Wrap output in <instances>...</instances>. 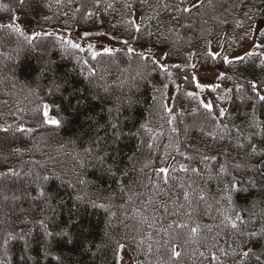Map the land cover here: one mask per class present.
<instances>
[{
    "label": "trees",
    "instance_id": "obj_1",
    "mask_svg": "<svg viewBox=\"0 0 264 264\" xmlns=\"http://www.w3.org/2000/svg\"><path fill=\"white\" fill-rule=\"evenodd\" d=\"M263 21L264 0H0V24L41 33L28 43L0 27V240L16 235L0 259L119 264L125 245L134 264H264V238L248 235L264 228V102L251 89L264 94V27L242 57L212 51L243 48ZM214 70L209 111L195 74ZM40 186L55 197L33 199ZM45 218L73 242L46 237Z\"/></svg>",
    "mask_w": 264,
    "mask_h": 264
},
{
    "label": "rangeland",
    "instance_id": "obj_2",
    "mask_svg": "<svg viewBox=\"0 0 264 264\" xmlns=\"http://www.w3.org/2000/svg\"><path fill=\"white\" fill-rule=\"evenodd\" d=\"M263 27H264V21L259 23V24H257V25H255L252 28L251 31H248L245 46H244L243 49L242 48L239 49V51H232L228 47H223L221 43H217V45L212 49V51L214 53H220V55H224L226 58H231V59L239 58V57L243 56L244 54H246L248 52H252V50H253V48L255 46L256 35L262 30ZM249 33H251V35ZM15 52H16V48L15 47H13L12 49H8L6 51V53H7L6 56L8 57V59H12L13 60ZM45 57H43L41 59L38 58L36 60L35 59L33 60L34 64H37L38 67L42 68V74L44 73V68L47 65L49 66V64L52 63L49 57H46V58ZM2 68L3 67L0 65V82H2L1 76H2V78L4 77ZM11 72L13 73L12 79H15V76H14L15 70H11ZM218 75H219V73H218L217 70H214V71H211V72H199V73L196 74L195 77H196V83H197V86H198L197 95H198L199 101H200L202 106H204L206 104H209V99H208V96H207V93H206V88H209V87L214 85L216 77ZM82 76L83 77L85 76L84 77L85 80L89 79V72L88 71H84ZM100 79L103 80V82H105L107 78L105 76H103V77H100ZM138 81H139V79H138ZM138 81H136V82H138ZM134 86L135 85L132 84L130 87L133 88ZM173 90H174V87L170 86L168 94H167V97H166L167 106H170V104H171V100H172L171 92H173ZM249 165H251V164H249ZM16 180H17L16 176H9V177H6V179H5L6 182L5 183L9 182V185H10V184L15 183ZM57 183L59 184V186L60 185L61 186L64 185V183L62 181H57ZM65 184H68V183H65ZM11 199H12V201L8 202L6 204V206H5L6 209H8V211L6 210L7 212H10V211L13 212V208L15 207L14 203L16 202L17 199H15L13 197ZM204 207H205V210H207L209 206L204 205ZM6 211L4 212V215L8 214ZM2 217H3V215L2 216L0 215V220L2 219ZM25 239L28 241V240H31V237L30 236H25ZM19 242L20 243L21 242L22 243H24V242L26 243L24 238H20ZM118 252H119L118 253V262H119V264H133L132 256H131L130 251L128 250L127 246L122 245V247L119 248Z\"/></svg>",
    "mask_w": 264,
    "mask_h": 264
},
{
    "label": "snow or ice",
    "instance_id": "obj_3",
    "mask_svg": "<svg viewBox=\"0 0 264 264\" xmlns=\"http://www.w3.org/2000/svg\"><path fill=\"white\" fill-rule=\"evenodd\" d=\"M19 2H20L21 5H23L24 2H25V0H19ZM183 11H185V12H190L191 9H189V8H184ZM0 27H8V28H13V27H15V30H16L17 32H19L20 35L24 36V39H25L26 41H28V43H31L33 40H35L37 37H39V36L41 35L40 32H35L31 37H29V36L25 35L24 32H23V30H21L18 26H14V25H12L11 23H9V24H0ZM136 31L139 32V31H140V28L137 27V28H136ZM48 35H50V34H48ZM124 43L127 44L128 41H124ZM72 47H74V48H78L79 45L72 44ZM106 51L111 52V50H108V49H106ZM128 51H129V52H132V51H134V50L131 49V48H129ZM93 56L95 57V53L93 54ZM142 58H143V59H148V57H144V56H142ZM240 59H243V58H240ZM225 62H228V61H227V58H225ZM153 63H158V61H156V60L153 59ZM165 71H167V69H165ZM221 78L223 79V76H221ZM259 87H260V86H258L256 83H254V82L251 83V89H252V91L255 93V96L258 98L259 101L264 102V94H261V92L259 91ZM131 103H132V102L129 101V104H131ZM204 106H205L209 111H211V109H212V105H211L210 103H209V104H206V105H204ZM220 115H223V110H221ZM43 117H44V123H46V124H51V125H55V126L59 127V125H60V123H61V119H53V118H51V117L49 116L48 105H47V104H45V105L43 106ZM112 127H113V128H116L117 125H116V124H113ZM19 130H20L21 132H24V131H30V130H28V129H23V128H20ZM5 131H6V130H5ZM214 138H215V137H213V139H214ZM240 146L242 147V145H240ZM16 151L19 152L20 149H16ZM252 151H253V153H255L256 150L253 148ZM214 158H215V157H208V156L203 157V159H214ZM237 167H240V165H237ZM161 171H164V170L161 169ZM193 171H197V170H196V169H193ZM220 171H221V172H224V171H225V168H224L223 166H221ZM5 174H7V173H5ZM11 174H13V175H18L17 173H15L14 170H11ZM48 179H49V177H47V176H44V177H43V180H45V181H47ZM79 182L82 183V184L85 183L83 180H81V181H79ZM233 188H235V185H234V184H233ZM54 197H55V193L48 192L43 186H40L39 189H38V195H37L36 197H33V199H42V200L45 201V203H47L48 200H51V199H53ZM77 199L80 200L81 197L77 196ZM91 204H92V207H94V208H95V207H101V208L105 207V205H103V204H97L95 201H91ZM236 219L239 220L240 217L237 216ZM25 222H27V221H25ZM37 223L40 225V227H42V228L44 229V232H45L46 237H55V236H59V237H62V238H63V237H67V238H68L67 241H66L67 243H72V242H73V241H72V236H71V233H70V232L65 231V230H60L59 232H53V231L49 230V228H48V226H47V223H46V218H45V219H40V220H38ZM76 224L79 225V226H81V228H83V226L81 225V223H80L79 220L76 221ZM182 226H183V225H182ZM232 227L235 228V227H236V224L233 223V224H232ZM84 230L86 231L87 229H84ZM192 231H193V233H195V232H196V229L193 228ZM17 235H19V238H23L22 235H20V234H17ZM248 235H249L250 237H252V238H257V237H259V238H264V228H262L261 231H260L259 233H257V232H252V233H249ZM14 238H16V235H14L12 232H8V233H6V235H5V237L3 238V240H0V247H3V248L6 250L9 241H10L11 239H14ZM120 247H122V245H121ZM251 251H252L251 248H249V249L246 250V251H243V252L241 253L242 257H245V258L248 257V256L250 255ZM175 255L178 257V256L180 255V253L176 252ZM257 259L259 260L260 257L258 256ZM0 264H7V252H6V251H5V258H4V259H0Z\"/></svg>",
    "mask_w": 264,
    "mask_h": 264
}]
</instances>
